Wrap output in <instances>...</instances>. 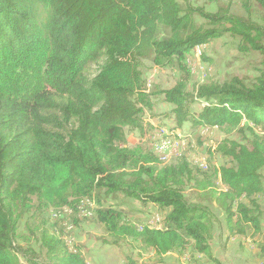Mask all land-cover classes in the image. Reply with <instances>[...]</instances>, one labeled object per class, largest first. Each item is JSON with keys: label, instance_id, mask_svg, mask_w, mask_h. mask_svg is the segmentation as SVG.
I'll list each match as a JSON object with an SVG mask.
<instances>
[{"label": "trees", "instance_id": "1", "mask_svg": "<svg viewBox=\"0 0 264 264\" xmlns=\"http://www.w3.org/2000/svg\"><path fill=\"white\" fill-rule=\"evenodd\" d=\"M182 1L0 0V264H19L14 244L25 213H76L96 192L167 210L160 228H137L110 207L97 209L96 221L115 242L132 240L159 259L186 255L191 246L204 264H220L210 246L213 215L183 195L193 180L186 157L161 165L152 152L126 145L124 130L142 132L144 111L153 106L144 60L179 70L175 85L157 92L171 105L176 128L238 135L214 150L228 165L212 169L206 160L205 171L193 166L205 177L212 171L220 188L208 180L197 187L223 211L231 235L245 236L246 228L262 233L264 0L213 12ZM225 36L239 53L258 55V75L189 91L190 53ZM91 64L97 71L90 78ZM194 104L201 107L193 110ZM61 233L40 234L49 259L87 264L78 246L69 252Z\"/></svg>", "mask_w": 264, "mask_h": 264}, {"label": "rangeland", "instance_id": "2", "mask_svg": "<svg viewBox=\"0 0 264 264\" xmlns=\"http://www.w3.org/2000/svg\"><path fill=\"white\" fill-rule=\"evenodd\" d=\"M183 2L182 0H180ZM193 5L202 7L206 11H216L217 6H231L232 10H242L241 0H189ZM252 5V3H251ZM255 14V9L252 10ZM245 13V11H244ZM246 14V13H245ZM255 16V15H252ZM198 19V18H196ZM199 23H201L199 21ZM260 59L257 54H241L237 51L234 40L223 37L194 49L188 57L192 78L188 83L189 91L204 82H224L232 77L251 82L257 75ZM97 71L94 64L89 66L90 78ZM141 71L146 83L147 93L152 94V110H145L142 116V132L125 129L126 145L129 148L141 147L151 152L152 133L156 128L168 130L170 138L174 133H179L187 146H183L177 154L170 157L161 165L172 164L176 158L186 157L192 166L193 180L183 189L185 199L190 203H202L209 208L213 215L214 223L211 228L210 245L214 250L222 248L220 241H224V250L219 252L223 258H246L240 264H264L262 262V246H264V195L257 200L261 209L262 228L260 234H252L246 228L245 236L231 235L226 227L224 213L206 191L198 189L199 182L208 180L210 186L219 187L218 181L209 172L206 177L194 169L193 159H206L212 169L228 165L229 160L222 157L214 150L225 139L237 140L238 135H227L220 128L207 130L206 128L192 129L189 124L176 128L175 120L171 114L172 107L164 101V97L157 92L172 88L180 77L179 70L174 66L157 68L152 62H141ZM200 104H194L193 110H198ZM160 165V166H161ZM264 173V172H263ZM197 187V188H196ZM112 208L122 216V221L140 228L147 225L151 228H160L161 221L167 210L151 204H143L121 195L105 196L103 192H96L90 200H85L78 207L76 213L67 209L36 210L31 209L25 213L18 224V237L15 248L18 250L19 264H54L50 260L41 243V232L46 230L56 236L61 233L69 252H74L78 246L81 257L87 264H204L205 261L194 254L191 246L186 248V255L167 254L158 258L150 250L140 249L136 242L129 239L114 241L104 227L95 219V211L101 208ZM62 229V230H60ZM219 241V242H218ZM218 242V244H216ZM231 242V244H227ZM218 246V247H217ZM212 251V250H211ZM212 252V254L214 253ZM185 256V257H184ZM214 256V255H213ZM184 258H194L186 260Z\"/></svg>", "mask_w": 264, "mask_h": 264}, {"label": "built area", "instance_id": "3", "mask_svg": "<svg viewBox=\"0 0 264 264\" xmlns=\"http://www.w3.org/2000/svg\"><path fill=\"white\" fill-rule=\"evenodd\" d=\"M152 133L154 154L159 152H168V156H171V152L178 151V147L175 142L170 139V133L163 128H156Z\"/></svg>", "mask_w": 264, "mask_h": 264}, {"label": "bare ground", "instance_id": "4", "mask_svg": "<svg viewBox=\"0 0 264 264\" xmlns=\"http://www.w3.org/2000/svg\"><path fill=\"white\" fill-rule=\"evenodd\" d=\"M200 47V46H198ZM198 47H196L195 49H197ZM172 142H175V144L178 147V151L182 149L183 146H187V144H185L184 139L180 136L179 133H174L172 135V137L170 138ZM152 144H153V137L151 139ZM152 148V153L154 154V146H151ZM178 151H173L171 152V156H168V152H159V153H155L154 155L158 158V160L162 163L166 162L170 157H172L173 155L177 154ZM194 166H196L197 169H200L202 171H205L206 168V159H200V160H194Z\"/></svg>", "mask_w": 264, "mask_h": 264}, {"label": "crops", "instance_id": "5", "mask_svg": "<svg viewBox=\"0 0 264 264\" xmlns=\"http://www.w3.org/2000/svg\"><path fill=\"white\" fill-rule=\"evenodd\" d=\"M218 242H216V244H218ZM227 244H231V242H228ZM221 245H222V248L220 250L219 248L218 250H216L217 254H215L214 250L212 249V246L210 245L212 252H214L213 253L214 257L220 262V264H240V262H245L244 260H247L246 258H223L221 257L220 255H218V253L224 250L225 248L224 241H220V246Z\"/></svg>", "mask_w": 264, "mask_h": 264}]
</instances>
